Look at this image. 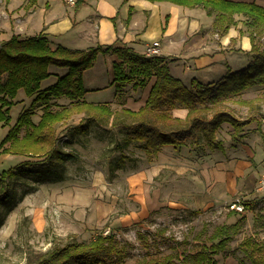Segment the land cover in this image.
Wrapping results in <instances>:
<instances>
[{
  "label": "rangeland",
  "instance_id": "1",
  "mask_svg": "<svg viewBox=\"0 0 264 264\" xmlns=\"http://www.w3.org/2000/svg\"><path fill=\"white\" fill-rule=\"evenodd\" d=\"M25 1L3 0L2 5L7 3L14 9ZM40 8L42 10L44 4ZM22 26L34 36L36 26L23 22ZM24 35L31 36L26 33L20 36ZM255 45L262 49L258 36ZM238 56L241 59L245 57L241 53ZM48 70L50 74L41 80V88L53 85L67 72V68L55 65H50ZM84 87L83 98L87 103L108 105L112 113H121L124 109L111 105L118 97V85L115 83ZM32 98L23 89L18 90L15 103L9 110V123L4 125L0 122V143L18 115L29 107ZM244 98L255 99L257 104H229L232 100ZM68 101L67 96L58 100L66 105ZM214 108L231 109L243 119L256 113L264 116V86L232 94L218 101ZM40 112L36 110L32 115L34 121L39 119ZM92 113L96 112L82 110L55 125V136L69 141L64 147L72 148L77 157L53 167L61 180H38L44 175L41 170L52 167L49 159L0 149V173L10 167L16 168L7 185L0 184V264H26L52 247L70 241H88L98 232L111 233L128 246V256L120 264H136L143 257L179 254L183 248L200 242L209 243L208 236L214 227L231 224L240 215L245 216L242 228L227 250L215 258L217 264H238L239 259L241 264H249L238 247L239 243L249 236L264 242V190L256 191L257 182L247 194L235 196L244 197L243 201L251 203V206L234 215L228 214L227 203L235 197H225L214 204L197 200L181 176L161 181L147 179L146 185H141V179L135 185L130 184L126 177L128 172L133 170L139 174L148 171L147 157L139 143L123 146L124 133L120 125L114 124L113 116H90ZM121 153L125 155L122 158ZM24 161H31L33 166L25 165ZM199 232L203 233L201 237H197ZM180 258V255L175 257V264H181Z\"/></svg>",
  "mask_w": 264,
  "mask_h": 264
},
{
  "label": "trees",
  "instance_id": "2",
  "mask_svg": "<svg viewBox=\"0 0 264 264\" xmlns=\"http://www.w3.org/2000/svg\"><path fill=\"white\" fill-rule=\"evenodd\" d=\"M35 1L29 0V5ZM150 1H169L189 8L201 7L213 17V28L220 34L235 24V14L243 16V24L254 42L251 49L252 60L245 68L228 72L213 83L192 81V88H189L170 73L168 65L159 56H141L127 47L113 45L87 49L62 45L53 47L44 34L25 38L17 34L11 35L0 42V122L4 125L9 123V110L15 103L14 98L19 89L33 98L1 141L0 149L28 157L43 156V159H49L52 167L49 165L47 169L41 170L44 175L42 179L38 178L40 182L61 180L59 173L55 175L53 167L77 158L72 148L64 147L69 141L56 137L54 129L57 123L82 110L96 112L90 116H113L114 124L122 127L123 146L139 143L148 160L156 157L165 144L179 146L188 140L196 143L201 136L206 138L208 144L215 142V145H219L215 141V134L221 123L229 122L234 132L238 133L251 121L250 118L238 119L230 112L214 106L218 101L251 86L264 85V50L255 45L256 36L259 38L264 33V6L256 0ZM99 52H112L116 56L113 82L118 85L117 92L124 86L119 84L133 81L132 86L138 88L144 87L152 77L155 78L144 105L137 111L124 108L121 113H112L108 105L91 104L84 100L86 89L82 74L93 65ZM50 65L65 67L67 72L53 85L41 88V80L50 74ZM61 96L68 97V105L58 102ZM175 107L188 110L185 120L172 117L170 111ZM36 110H41V114L34 121L32 115ZM123 156L125 155L121 153L120 158ZM24 164L33 166L31 161H24ZM15 172V167L2 170L0 184L7 185L8 179ZM244 206L248 209L251 203L244 202ZM237 213L231 210L228 212L229 215ZM244 220L245 216L240 215L231 224L217 225L208 236L209 243L200 242L183 248L179 254L143 257L136 264H175V257L179 255L181 264H217L216 255L227 250L229 243L242 228ZM197 235L201 237L203 233L199 232ZM238 247L249 264H264V242L249 236ZM127 256V245L122 244L111 233L98 232L88 241H70L52 247L26 264H120ZM241 263L239 259L238 264Z\"/></svg>",
  "mask_w": 264,
  "mask_h": 264
},
{
  "label": "crops",
  "instance_id": "3",
  "mask_svg": "<svg viewBox=\"0 0 264 264\" xmlns=\"http://www.w3.org/2000/svg\"><path fill=\"white\" fill-rule=\"evenodd\" d=\"M27 1L11 9L7 3L2 5L1 0L0 42L13 34L33 36L29 30L26 32L28 28H23L22 22L36 26L34 36L44 34L53 47L87 49L113 45L144 56L147 47L157 41L155 56L162 57L170 73L189 88L192 81L213 83L228 72L245 68L253 57L252 41L243 24L244 17L239 14L234 15L235 24L220 34L213 28V17L203 8L169 1L76 0L74 5L68 0L44 3L37 0L32 5ZM256 2L264 6V0ZM41 4H44L42 10ZM240 53L245 57L241 59ZM114 61L116 56L112 52H99L93 65L83 71L84 85L114 83ZM154 80L152 77L144 87L138 88L132 86L133 81L119 84L124 85L121 87L124 90L117 92V100L111 105L138 110L144 105ZM260 86L264 85L243 91ZM232 102L257 104L255 99L246 98L229 104ZM226 111L243 120L231 109ZM170 112L180 120H185L188 114L184 107H175ZM250 119L238 133L229 122L221 123L215 134L219 145L208 144L201 136L196 143L188 140L179 146H161L156 157L147 159L148 171L135 174L131 170L126 176L128 182L135 185L141 179V185H146L147 179L161 181L181 176L182 182L191 187L194 198L211 204L225 197L247 194L264 173V116L256 113Z\"/></svg>",
  "mask_w": 264,
  "mask_h": 264
},
{
  "label": "built area",
  "instance_id": "4",
  "mask_svg": "<svg viewBox=\"0 0 264 264\" xmlns=\"http://www.w3.org/2000/svg\"><path fill=\"white\" fill-rule=\"evenodd\" d=\"M68 3L74 5L76 3V0H68ZM259 42L262 46V49L264 50V33L259 37ZM158 46L159 43L157 41L153 42L152 45H149L146 49V56H153L158 53ZM255 189L257 192L264 190V173L259 176ZM227 209L231 211H236L238 213L244 212L245 206L243 197H235L234 199L229 201L227 203Z\"/></svg>",
  "mask_w": 264,
  "mask_h": 264
}]
</instances>
